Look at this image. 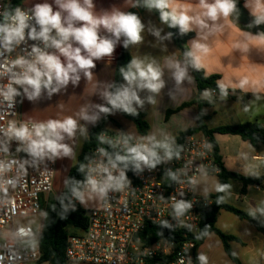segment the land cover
<instances>
[{"label":"clouds","instance_id":"clouds-1","mask_svg":"<svg viewBox=\"0 0 264 264\" xmlns=\"http://www.w3.org/2000/svg\"><path fill=\"white\" fill-rule=\"evenodd\" d=\"M123 4L124 7L113 4L108 8H98L96 0H34L30 6L22 7L14 6L11 0L7 3L0 0V109L8 113L14 112L17 105L25 101L32 105L51 101L54 96L66 94L70 85L79 87L82 80L93 82L97 75V62L111 64L121 44L125 50L143 44L145 31L158 43L173 39V31L165 32L163 27L151 24L146 26L136 11L125 9L143 8L149 13L155 12L160 25L176 29V34L181 37L193 32L196 34L185 45L182 60L173 52L164 58L165 63L161 66L154 57L132 56L126 65L119 67L123 82L106 85L100 93L104 103L96 104L97 111L91 115L86 107H81L74 115L62 118L9 119L6 126L0 125V207L11 206L10 211L15 213V200L9 193L25 187L29 168L39 170L43 166L41 174L51 176L53 172L48 169L49 163L76 160L73 143L68 141H74L77 133L87 138V128L80 120L95 125L101 113L109 117L117 112L139 117L138 109H142L146 102L150 105L158 103L156 98L167 86L165 69L181 92L185 90L182 87L185 82L193 84L195 81L190 69L202 72L203 79L207 80L209 73L204 59L212 51L215 39L226 29H239L240 38L232 46L235 52L250 56L255 49L257 55L264 54V0H243L242 4L241 0H124ZM245 11L249 19L242 22L241 16ZM210 37L215 38L212 43H209ZM252 41L258 43L253 44ZM162 50L166 51L167 45ZM215 84L221 100H227L230 89L233 94L236 91L244 95L250 93L255 101L264 95V85L248 76L233 80L222 75ZM145 91L148 95L142 97L141 93ZM201 96L211 102L212 90L204 89ZM169 97L175 100L174 93L170 92ZM249 110L250 106L245 105L243 111L247 113ZM4 118L0 116V120ZM97 139L100 145H108L113 151L98 146L92 156L85 155L86 163L78 161L77 171L83 174V179L66 177L63 185L67 191L55 197L59 211L56 204L50 205L56 222L68 220L70 214L77 212L78 206L89 209L90 203L96 205V211L111 215V194L136 192L129 172L137 176L145 169L153 172L161 164L181 159L183 151L182 145H176L175 137L158 139L155 134L134 137L121 133L114 138L100 134ZM13 144L15 154L23 153L22 157L13 154ZM204 147L211 151L213 145L206 142ZM179 171L168 169L165 175L182 183ZM198 172L207 175L204 165L198 168ZM245 176L259 179L256 171H248ZM189 183L195 185L197 180L190 178ZM48 188L51 189L50 184ZM231 188V184L219 181L214 186L217 193L230 194ZM164 199L161 195L160 200ZM169 200L173 210L171 214L177 220L193 207L190 201L177 200L175 196ZM121 202L126 203V200ZM215 202L223 204L226 197L221 195ZM259 205H264V200ZM39 215L46 220L49 210H42ZM247 216L252 220L264 217V206L247 209ZM161 224L171 227L166 220ZM180 226L187 227L189 231L193 227L183 220H180ZM260 227L264 228V223ZM210 228L211 224H205L204 231L195 239L214 235ZM42 229L43 225L34 230L31 222L17 225L0 235V240L5 241L13 252L19 244L35 254ZM188 251V248L183 249L185 255ZM231 255L236 257L237 253L232 252ZM4 259L3 252H0V264H4ZM8 259L16 261L18 257L10 253ZM106 259L111 257L106 256ZM196 260L198 264H209V257L204 252L198 251ZM176 264H193V261L191 256L187 262L181 257Z\"/></svg>","mask_w":264,"mask_h":264},{"label":"crops","instance_id":"crops-1","mask_svg":"<svg viewBox=\"0 0 264 264\" xmlns=\"http://www.w3.org/2000/svg\"><path fill=\"white\" fill-rule=\"evenodd\" d=\"M33 2L34 0H25L22 7H28ZM123 2L124 0H96L98 8H108L113 4L124 7ZM184 2H195V0H184ZM242 2L243 0H241V4ZM125 10L136 11L146 26L151 24L157 27H163L165 32L169 31L166 26L160 25L158 16L154 12L149 13L143 8H129ZM163 34L164 33L162 32V35ZM192 34V38H195L196 34L194 32ZM143 35L145 36L143 44L129 47L128 51L131 57H154L161 66L165 63L164 58L170 56L173 52H175L176 58L183 59L181 51L176 45L174 39L170 42L164 41L158 43L155 37L148 34L147 31H145ZM239 38L240 32L237 27L226 29L216 39L210 37L209 43H212L214 39L215 42L213 43L212 51L204 59L209 76H216L218 79L220 76L224 75L233 80L248 76L250 80L264 85V54L257 55L255 49L250 56H242L235 52L232 46ZM252 43L256 44L258 41H252ZM164 45H167L166 51L162 50ZM122 48L123 47H121V49ZM115 70L116 62H111V64H105L104 61L97 62V75L93 82L82 80L80 86L77 88H73L70 85L66 94L61 93L60 96H54L51 101H42L36 105H32L28 101H25L22 105L19 104L18 110L20 119L26 121L29 119L45 120L48 118H62L63 116L74 115L81 107H86L88 114L91 115L93 112L97 111L95 108L96 104L104 103L100 93L104 91L107 84L114 82ZM190 72L193 74L191 69ZM164 78L167 82V86L162 90L160 96L156 98L158 103L156 105H150L146 102L142 109H138L139 112L145 113V120L150 125V131L148 134H155L158 139H164L165 136L176 137L179 132H184L197 126L199 115L198 105H191L173 113L167 119V112L169 110H177L184 103L193 100L198 93V88L195 79L193 84L185 82L182 86L185 89L183 92L178 91L174 81L170 77V72H168L167 69H165ZM97 81L100 83L97 84ZM230 91L231 93L227 100H221L218 95L212 94L209 106L204 108V114L206 115L205 124L207 127L214 129L247 123H259L264 127V95H262L260 100L255 101V98L250 93L244 95L243 93L236 91L235 94H233L231 89ZM170 92L174 93L175 100L169 97ZM146 95H148L146 91L141 93L142 97H145ZM204 100L209 102L207 99ZM245 105L250 106V110L247 113L243 111ZM104 117L105 115L101 113L99 121L103 120ZM123 120H126V118L120 112H117L115 115L107 118L104 121L103 126L106 130L116 132L121 131L122 133L127 134L124 132L121 124V121ZM80 123L84 124L87 128V138L89 132L97 124L93 125L83 120H80ZM136 133L140 136L137 129ZM87 138L77 133L74 141H68L69 143H73L74 151L77 154L76 162L73 160L71 163V160L67 159L58 160L57 171L64 167V164L66 163H69L70 169L77 163L78 157L81 154ZM214 139L218 144L222 163L229 172H234L246 177V172L256 171L259 173V179L262 178L260 184L256 183L250 185L244 191L241 182L231 180L229 182V184L232 185L230 194L225 193L226 202L245 212L251 207L264 206L259 205V202L264 200V145L260 144L258 147H254L249 141L243 140L239 135L215 134ZM248 178L256 179L254 177ZM216 193L217 192L211 193V195ZM223 212L227 211H221L219 213L216 227L224 234L236 237L238 240L232 242L239 244L246 249L242 255L235 250L233 251L237 253V257L241 264H264V258H262L264 257L263 235L249 222L241 219L240 221H242V224L240 225L238 232L226 233L218 226ZM258 218L264 219V217L259 216ZM211 236L212 235L207 237L197 252H202V249H204ZM231 248L233 249L232 245ZM245 255H249L248 261L243 259V256ZM228 259L230 258L228 257Z\"/></svg>","mask_w":264,"mask_h":264},{"label":"built area","instance_id":"built-area-1","mask_svg":"<svg viewBox=\"0 0 264 264\" xmlns=\"http://www.w3.org/2000/svg\"><path fill=\"white\" fill-rule=\"evenodd\" d=\"M121 47L117 48L112 62L117 63ZM212 94L217 95L215 91H212ZM18 107L19 104L12 113L0 109V116L5 117L0 120V125L6 126L9 119L25 121L20 119ZM121 133L100 130L93 138L89 135L87 140L91 142V146L88 156H92L98 146L113 151L108 145L99 144L97 137L100 134L114 138ZM206 142L213 145L211 151L204 147ZM180 145L183 146L181 159L161 164L153 172L145 169L138 176L128 173L136 192L111 194V215L102 210L96 211L95 208L86 210L87 228L72 234L68 240L66 258L69 263L176 264L179 258L183 257L187 262L188 256H191L195 264L197 248L195 236L201 232L205 215L213 210L216 203L213 195L196 193L198 179L202 176L198 168L204 165L206 176L219 175L222 168L211 136L203 132L191 133ZM12 152L15 154V144L12 146ZM15 155L22 157L24 154ZM48 169L53 172L51 176L41 174L44 171L43 166L39 170L29 168L25 187L10 190L9 194L15 200L16 209L15 213H12L11 206L0 207V235L14 229L16 219L37 216L43 210L48 197L54 192L57 162L49 163ZM168 169L174 172L180 170L178 174L182 183L168 178L165 175ZM193 177L197 180L195 185L189 183V179ZM49 184L51 189L48 188ZM161 195L165 198L164 201L160 200ZM171 196H175L177 200L190 201L193 205L192 209L179 220L174 219L171 214L173 211L169 200ZM123 200H126V203H122ZM162 220H166L171 227H163ZM180 220L192 225V230L180 226ZM184 248L189 249L187 255L183 252ZM0 252L5 256L4 264H39L43 257L41 244L35 254L19 244L15 246L13 252L5 241L0 240ZM10 253L17 255L18 259L9 260ZM106 256H110L111 259H106Z\"/></svg>","mask_w":264,"mask_h":264},{"label":"trees","instance_id":"trees-1","mask_svg":"<svg viewBox=\"0 0 264 264\" xmlns=\"http://www.w3.org/2000/svg\"><path fill=\"white\" fill-rule=\"evenodd\" d=\"M25 0H11V3L15 5L22 6L23 2ZM155 13V12H154ZM157 16L158 14L155 13ZM169 31H173L174 36L173 39L176 42V45L178 46L179 50L181 51V56L183 57L182 53L185 49V45L193 37L192 33H189L188 35L181 37L177 33L176 29H169ZM131 55L127 50L122 48L121 54L118 58V61L116 63V70H115V78L114 82L119 84L122 83V78L119 75V67L126 65L127 62L130 60ZM196 82H197V88H198V93L196 97L191 100L190 102L184 103L182 106H180L177 110H169L167 112V119L175 112L180 111L186 107H189L191 105H198L199 107V115H198V121H197V126L188 129L184 132H179L177 136L175 137V142L176 145L180 146L184 138L191 134V133H196V132H203L206 135H209L212 137L213 142L215 144V148L217 151V159L221 165L222 172L221 174L218 175L220 183H228L231 180H236L242 183L243 185V191L250 185H254L256 183H261L262 178L260 179H253V178H248L244 177L240 174L234 173V172H229L223 165L222 163V157L219 154V149H218V144L216 143L214 139L215 134H224V135H239L242 137L243 140L249 141L254 147H258L260 144L264 145V127L260 125L259 123H247V124H242V125H237V126H224V127H218L214 129H210L207 127L205 124L206 120V115L204 114V108L209 106L210 102H207L204 100L201 96V93L204 89H211L212 91H215L217 95L219 96V91L216 88L215 81L217 79L216 76H209L207 80L203 79V73L202 72H192ZM231 91L229 90V94ZM126 119L132 121L137 129V132L140 136L143 135H148L150 131V125L146 122L145 120V113L140 112L139 117H131L127 116L123 113H121ZM110 117V116H109ZM109 117H104L103 120H100L94 128L89 132V135L93 138L96 133L100 130H106L103 126L104 121L109 118ZM91 146V142L86 140L83 149L81 151V154L78 157L77 163L69 170L68 176L67 177H75L76 179H83V174L78 173L77 168H78V161L81 162H87L84 160L85 155H88L89 148ZM67 189H63L62 192H66ZM224 195L225 193H216L213 195L215 200L217 197ZM56 204L57 210L59 211V204L55 200L50 202V205ZM50 205H49V217L48 219H44L43 222V229H42V236H41V249H42V254L43 257L39 264H44V263H50V264H72L67 261L66 258V249L68 246V240L69 237L72 234H75L76 232L84 231L87 228V216H86V210L83 209L82 207L78 206V210L75 213L70 214V217L66 221H55V213H52L50 211ZM221 211H227L230 212L234 215H236L239 219L245 220L249 222L253 227H255L264 237V228L260 227L261 223H264V219H257V220H252L250 217L247 216V212L242 211L227 202L217 205L215 203L213 210L209 213H207L204 217L203 225H202V230L201 232L204 231L205 224H211V228L209 231L211 233H215L223 242V247L224 250L227 254V256L230 258V260L234 264H241L239 258L233 257L231 253L233 252L231 248V242L232 241H237L238 239L234 236L226 235L222 231H220L216 227L217 223V217ZM200 232V233H201ZM208 236L203 237L202 239L197 240V248H196V255H197V250L199 247L204 243V241L207 239ZM195 264H198V261L196 260L195 257Z\"/></svg>","mask_w":264,"mask_h":264},{"label":"rangeland","instance_id":"rangeland-1","mask_svg":"<svg viewBox=\"0 0 264 264\" xmlns=\"http://www.w3.org/2000/svg\"><path fill=\"white\" fill-rule=\"evenodd\" d=\"M121 124L125 133L132 135L134 137L138 136L136 133V127L132 121L126 119L121 121ZM72 161L73 160H71V163ZM74 161L76 162V160ZM69 166H70L69 163H66L64 164V167L58 169L54 182V192L48 197L43 210H48L50 202L53 200L55 201L56 200L55 197L63 191L64 189L63 180L68 176V171L70 169ZM217 181L220 182L218 175L200 176V178L198 179V186L196 187V193L199 195H209L211 193H214L215 192L214 186ZM205 189H207V194H205ZM94 208H96V205L94 203H90L89 209H85V210H91ZM29 222L32 223V226L35 230H38L40 229V226L43 225L44 219L40 217V215L18 218L15 221V226L26 225ZM241 224L242 221H240V219L236 217L234 214L229 212H223L218 226L226 233H236L239 231ZM231 245L233 246L232 250L241 253V255L246 250L239 244L232 242ZM202 252L208 255L209 264H233L230 261V259H228L225 253L222 240L215 234L208 239V243L206 244L204 249H202ZM243 259H245V261H248L249 255L243 256ZM44 264H50V263H44ZM72 264H89V263H72Z\"/></svg>","mask_w":264,"mask_h":264},{"label":"water","instance_id":"water-1","mask_svg":"<svg viewBox=\"0 0 264 264\" xmlns=\"http://www.w3.org/2000/svg\"><path fill=\"white\" fill-rule=\"evenodd\" d=\"M248 19H249L248 15L246 14V12H244L243 15L241 16L242 22H247Z\"/></svg>","mask_w":264,"mask_h":264}]
</instances>
